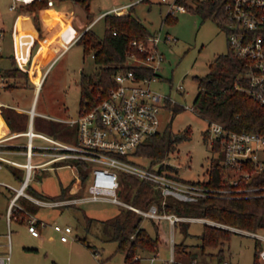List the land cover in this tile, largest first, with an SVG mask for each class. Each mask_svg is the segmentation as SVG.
I'll use <instances>...</instances> for the list:
<instances>
[{
	"label": "rangeland",
	"instance_id": "obj_1",
	"mask_svg": "<svg viewBox=\"0 0 264 264\" xmlns=\"http://www.w3.org/2000/svg\"><path fill=\"white\" fill-rule=\"evenodd\" d=\"M11 1L0 0V26L10 27V22L16 13L15 10L8 8ZM53 1L64 11L74 12L77 17H80L82 22L80 24H85L101 11L131 0H86L83 3L79 0ZM171 1L173 0H137L134 1V12L152 31L161 35L169 33L172 37L169 41L161 39L157 44L164 55V60L159 64V78L151 83V87L169 94L172 100L183 105V108L178 111H173L171 107H164L161 110V129L177 132L189 128V136L173 142L165 153L163 161L170 166L173 173L183 179L203 180L207 178L211 159L216 158L221 162V156L219 151L211 148L213 135L209 132L207 134L208 120L195 109L190 108L198 88L195 75H204L209 70V64L214 57L227 50V42L224 30L212 18L202 17L187 5L185 10H176L175 16L169 13L172 20H164ZM50 12L49 9L44 11L46 21L52 23L61 19L60 17L51 18ZM16 24L19 30L16 34L17 53L23 59L25 46L30 41L32 26L29 19L22 16L17 18ZM89 26L98 36L103 34L105 24L101 16L96 17ZM64 30L67 31L64 36L68 38L72 31L68 23ZM46 52L47 42H43L37 56H45ZM2 62L8 65L7 58L3 61L0 59V64ZM96 69L97 64L91 52L83 54L82 44L74 40L45 70L41 83L35 91V109L49 115L75 117L79 108L80 72L81 70L93 72ZM16 83L23 85L7 88L1 92L0 98L15 106L29 107L36 85L26 84V79L23 77L16 79ZM180 83L183 85V91L177 88ZM35 120V127L39 122H46L39 116H36ZM53 124H60L67 128L71 135L68 138L69 141L75 139V124L56 121ZM23 139V136L19 137L17 142L20 143L19 141ZM135 157V160L140 163H148L145 157L136 155ZM15 158L24 160L21 154L15 155ZM36 159H38L37 156L34 160ZM167 165L164 166L167 167ZM45 170H40L41 180L31 179L30 182L35 187L49 192L57 190L58 179L68 181L75 174V168L70 165ZM224 175L227 179L238 176L240 181L247 179V176L242 175L239 170L227 169ZM0 180L16 183L5 168L0 169ZM121 186H124L122 179ZM7 189L0 184V252L10 253L9 264H122L123 252L116 248V241L104 237L103 219L114 215L124 206L110 201H87L77 204L79 208L72 205L45 207L34 205L30 200L25 199L22 200V205L45 221V224L40 227V235L34 236L26 228V212L23 210L17 212L18 221L12 220L10 225H7L4 214ZM120 196L124 199L123 194ZM80 208L91 217L89 223L85 221ZM53 221L70 224L71 231L67 240H61L59 232L50 226ZM186 221L188 234L183 236L177 225L174 230V242H179L177 247L185 245L188 250L196 252L197 259L203 264H218L217 251L220 247H222L224 259L231 264H253L256 237L223 222L214 220L217 223H212L206 220L205 223L228 227L233 232L221 244L205 246L202 250L198 245L199 239L196 234L201 231L203 221ZM141 224L150 233H154L150 218L142 217ZM163 224L164 235L168 238L170 228L166 222ZM258 231L264 233V229ZM259 242L261 244L260 240ZM157 256L154 264H160L161 259L168 258V246H161ZM175 256L185 257L180 251H177ZM142 264H148V260L142 259Z\"/></svg>",
	"mask_w": 264,
	"mask_h": 264
},
{
	"label": "built area",
	"instance_id": "obj_2",
	"mask_svg": "<svg viewBox=\"0 0 264 264\" xmlns=\"http://www.w3.org/2000/svg\"><path fill=\"white\" fill-rule=\"evenodd\" d=\"M30 1L33 0H12L8 8L14 10L20 4ZM130 3L114 5L102 11L98 16L108 11L122 13L121 10ZM46 4H53V0H47ZM185 9L184 4L173 0L168 4L167 12L175 16L176 10ZM224 16L222 29L225 32L227 47L234 55L241 57L245 65V68L235 75L243 82H236L235 86L256 100L264 110V0H226ZM3 38L4 28L0 26V54ZM161 39L169 41L172 37L169 33L161 35L153 32L146 39L133 38L130 40V44L137 48L138 53H129L126 63L141 68L148 67L150 73H137L133 67L120 69L113 74V85L106 90L100 89L92 100L85 99L79 105L75 117L59 118L69 124H75L74 140L63 141L36 132L29 125L26 130L21 131L26 135L23 150L24 161L20 162L7 157L0 151V167L4 162L24 167L23 177L18 184L0 180V184L12 191L5 212L8 226L12 220L18 219L17 212L20 210L26 212L25 224L30 234L39 236L40 227L45 224L43 219L18 202L20 196L27 198L37 206L45 207L67 206L87 201H110L133 209L143 217L161 218L167 221L170 228L169 257L161 259L160 264H171L175 258L174 230L179 221L217 222L203 216L182 215L173 211L159 210L155 202L147 207H141L123 199L120 196L121 171L152 183L163 197L167 194L187 198L214 193L225 196L241 193L264 194V185H240L239 176L233 179L225 177L226 182L229 183L227 186H209L198 180L183 179L167 167L159 169V163L149 165L135 160L133 151L138 143L147 135L161 129V110L178 103L172 100L169 94L151 87V83L159 78V64L164 60V55L157 46ZM4 78V73L0 69V86L3 85ZM177 88L180 91L184 89L181 83ZM190 108H193L192 104ZM32 115L33 111L30 109V116ZM207 131L213 135L211 142L216 138L221 145L223 151L221 163L225 168L239 170L247 178L251 176L252 171L243 166L245 163L254 162L257 168H264V129L262 131L237 130L228 128L219 121L208 120ZM19 133H12L8 136H15ZM33 136L45 139L47 144L41 145L33 142ZM5 137L0 138V141ZM43 147L48 157L39 162L33 161V154L40 153ZM57 160H64L66 165H72L75 168L74 161H85L87 166L84 180L76 168L73 178L75 187L69 195L47 197L31 193L28 186L34 169ZM163 202L164 199L161 200V203ZM51 226L59 232L61 240L68 239L71 231L70 224L53 221ZM237 229L261 241L257 257L259 264H264V233L238 227ZM157 255L158 251L148 255L145 258L148 264H154ZM9 261L10 253L0 252V264H9ZM189 264L201 263L192 261ZM221 264H231V262L224 259Z\"/></svg>",
	"mask_w": 264,
	"mask_h": 264
},
{
	"label": "trees",
	"instance_id": "obj_3",
	"mask_svg": "<svg viewBox=\"0 0 264 264\" xmlns=\"http://www.w3.org/2000/svg\"><path fill=\"white\" fill-rule=\"evenodd\" d=\"M79 1L83 3L86 0ZM175 1L184 4L185 7L186 5L189 6L201 14L202 17L212 18L222 28L225 19L224 3L226 0ZM46 3L47 0H33L20 4L18 10L30 15L33 23L40 31L41 26L37 10L46 6ZM134 3H130L122 13L108 11L101 15L105 24L101 36H98L88 26L76 38V41L82 44L83 54L91 52L92 58L97 64V69L93 72H84L83 70L80 72L78 81L80 90L79 105L85 99L92 100L100 89L106 90L112 86L113 74L120 69L133 67L137 73L151 72L148 67L141 68L126 63L129 53H138L137 48L130 44V40L133 38L146 39L148 35L154 32L135 14ZM164 20H172L168 12H166ZM33 31L32 28L29 40L32 38ZM36 45L37 41H34L29 50L30 55L34 52ZM244 68V60L234 55L228 47L225 52L218 53L210 62L209 70L204 75H195L198 88L192 100V106L207 120L219 121L228 128L262 131L264 129V110L262 106L248 96L245 91L235 86L236 82H243L242 79H237L235 75ZM16 72L26 76V71L18 67L6 69L3 73L5 75H13ZM23 78L27 79V77ZM170 106L173 111L183 108V105L178 103ZM54 127H58L64 132L68 131L66 127L60 126V124L54 125ZM188 136L189 128L177 132L160 129L144 137L135 147L133 154L148 159L149 165L159 163L158 168L162 169L165 167L163 157L173 145V142ZM211 145L213 150L220 152L219 156L222 159L223 151L218 139L215 138ZM74 162L77 171L81 175L82 180H84L87 163L82 160ZM243 166L251 170L252 174L249 178L242 179L239 183L240 185H264V168H257L254 162H247ZM169 168L170 166L167 165V169ZM226 173L227 168L218 159L212 158L207 178L198 180V182L216 187L227 186L229 183L225 179L224 174ZM120 179L124 183V186H121L120 194H123L125 200L138 206L147 207L150 203L155 202L159 210L173 211L182 215L208 217L246 230L256 231L264 229V194L246 195L241 193L239 195L225 196L214 193L193 198L167 194L163 197L152 183L140 179L131 173L121 171ZM68 185L66 187L63 186L60 193L56 195L43 194L33 189L31 185L28 187L30 192L40 196L61 197L69 195V192H67ZM162 199H164L163 203H161ZM72 206L78 207L77 204ZM80 210L85 221L89 223L91 217L83 209L80 208ZM142 217L140 213L133 209L122 207L114 215L103 219L104 237L116 241V248L123 252L122 264H142V259L157 252L161 246H168L169 244V237L167 238L163 231V223H167V221L161 218H150L154 228V233H150L141 224ZM203 223L201 231L196 234L199 239L198 245L202 250H204L205 246L221 244L233 232L228 227ZM177 225L178 230L183 236H186L188 234V222L182 220ZM177 243L174 242V253L180 251L185 257L175 256L171 264H189L192 261L203 264L197 259L196 252L188 250L185 245L177 247ZM260 246L261 244L257 239L254 245L253 264L260 263L257 257ZM217 255L218 264H221L224 260L222 247L217 251Z\"/></svg>",
	"mask_w": 264,
	"mask_h": 264
},
{
	"label": "crops",
	"instance_id": "obj_4",
	"mask_svg": "<svg viewBox=\"0 0 264 264\" xmlns=\"http://www.w3.org/2000/svg\"><path fill=\"white\" fill-rule=\"evenodd\" d=\"M134 1L136 2L137 0H131L125 3H130ZM126 8L127 7H124L121 10V12H124ZM48 9L51 10L50 12L51 18L60 17L61 19H57V21L52 22V23L46 21L44 17V11ZM14 10L16 13L10 22V27H4L2 25V27L4 28V38L2 41V52L0 54V59H2L3 61V59L7 58L8 65H6V62H2L0 64V69L4 72L6 69L18 67L19 69L26 71V76L21 75V73L19 72H16L13 75L4 74L5 81L3 85L0 86V94L2 91H5L7 88L18 86L19 84L16 83V79L18 80L21 77H27L26 84L31 83V84L36 85V87H35L34 94L32 96L29 107L15 106L12 103H9L5 101L4 99L0 98V138L6 136L2 141H0V151L5 156L13 158V159H16L15 155L21 154L24 156V160H25V154L23 150L25 149L26 135L21 131L26 130L29 125H31V128L36 132L44 133L46 135L55 137L63 141H69L68 138L71 136L70 133L68 131L64 132L58 127H54V124H53L54 121L58 123L66 124L67 122L59 120V118H66V117L59 116V115H49L45 112H38L35 109V101H36L35 91H36V88L41 83L43 74L45 70L47 69V67L49 66V64L66 47H68L74 40H76V38L81 33V31L85 27L90 25V23L102 11L95 18H93L89 23L80 24L81 22L80 17H77V15L74 12L64 11V9H62L61 6L56 5L55 1H53V4L46 5L37 10V14H38V18H39L40 26H41V29L39 31L37 27L35 26V24L33 23L31 16L26 15L23 12H20L18 10V6ZM105 10H108V9H105ZM19 16L29 19L30 24L32 26L30 29V34H31L32 28L34 30L31 40L25 46L23 59H21L17 53L16 34L19 32V30L17 29L16 23H17V18ZM66 23H68L72 29L71 35L68 38H65L64 36V34L67 32L66 30H64ZM34 41H37V45H36L34 52L31 53L30 55L29 50H30L31 45L34 43ZM43 42H47V52L45 56L44 55L37 56V53L39 49L42 47ZM35 77H37V79H35ZM30 109H32L33 111L32 116H30ZM36 116L43 118L46 122L44 123L39 122L37 123V127H35L36 126V120H35ZM48 121L52 122V124L50 122L48 123ZM16 132H20V133L15 136H8ZM22 136L24 137L23 139L24 141L22 140L23 142L19 141L20 143H18L17 142L18 138ZM32 141L37 144H41V145L47 144V141L39 136H33ZM45 152H46V149L43 147L40 153L33 154L32 156L33 161L39 162V161L46 159L48 155ZM36 156L38 157V159L34 160ZM17 161H20V160H17ZM65 162L66 161L64 160H57L55 162L48 163L45 166L36 167L34 169L32 180L34 179L37 181L41 180V176L39 177V174H41L40 170H45V169L48 170L50 168L56 169L57 167L68 166L65 164ZM3 168H5L7 172L9 173V175L12 178H14L16 182L15 184H18V182L23 177L24 167L21 165L4 162L2 167H0V169H3ZM73 178H74V175L68 181H62L61 179H58V183H57L58 188L54 192H49V191L43 190L42 188H37L33 184H31V182L29 186L31 185L33 189L43 194L56 195L60 193V190L63 186L66 187L69 184L67 187V192L70 193V191L75 187V184H73ZM28 190H29V187H28ZM11 193L12 191L7 189V193H6L7 203H8L9 197L11 196ZM25 199L27 198L20 196L18 198V202L22 205V200L24 201ZM7 203H6V207H7ZM5 219H6V216H5ZM50 226H51V223H50Z\"/></svg>",
	"mask_w": 264,
	"mask_h": 264
}]
</instances>
